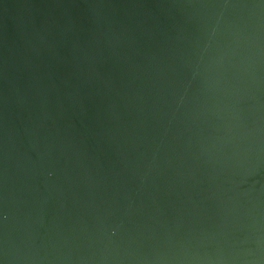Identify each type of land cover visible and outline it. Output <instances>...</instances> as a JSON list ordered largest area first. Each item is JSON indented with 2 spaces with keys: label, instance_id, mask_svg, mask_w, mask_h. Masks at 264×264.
<instances>
[{
  "label": "water",
  "instance_id": "water-1",
  "mask_svg": "<svg viewBox=\"0 0 264 264\" xmlns=\"http://www.w3.org/2000/svg\"><path fill=\"white\" fill-rule=\"evenodd\" d=\"M0 264H264V0H0Z\"/></svg>",
  "mask_w": 264,
  "mask_h": 264
}]
</instances>
